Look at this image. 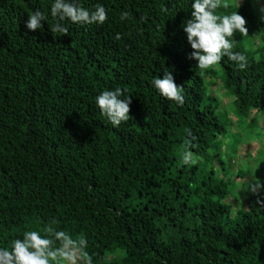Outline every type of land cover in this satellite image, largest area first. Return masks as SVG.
<instances>
[{
  "label": "trees",
  "instance_id": "obj_1",
  "mask_svg": "<svg viewBox=\"0 0 264 264\" xmlns=\"http://www.w3.org/2000/svg\"><path fill=\"white\" fill-rule=\"evenodd\" d=\"M192 2L80 0L103 5L107 21H65L69 35L54 38L53 0H0V247L55 220L86 236L94 264H264V207L233 214L224 165L228 137L264 119V20L253 0H227L219 12L247 21L249 35L230 39L248 67L225 56L202 71L182 27ZM37 10L43 28L30 31ZM165 72L183 88L182 107L152 85ZM210 72L236 122L220 113ZM116 88L131 97L118 127L95 102ZM188 130L195 165L181 163Z\"/></svg>",
  "mask_w": 264,
  "mask_h": 264
},
{
  "label": "clouds",
  "instance_id": "obj_2",
  "mask_svg": "<svg viewBox=\"0 0 264 264\" xmlns=\"http://www.w3.org/2000/svg\"><path fill=\"white\" fill-rule=\"evenodd\" d=\"M259 5L262 13L260 19L264 20V0H253ZM241 0H237L239 8ZM227 0H194L191 4V19L182 24L186 33L187 42L191 46L188 58L196 61V67L202 71L214 68L222 59L227 58L234 62L240 70L248 67V59L241 52H234L233 38L236 33L241 36L249 35L246 27V19L233 11L229 14L219 12L221 8H228ZM50 15L55 21L49 29L53 37L69 35V29L65 21L80 25H103L108 14L103 5L97 4L94 10H89L80 4V0H53L50 7ZM127 12H122L120 19L128 18ZM45 20V14L39 10L31 13L26 22V28L30 31L42 29L41 21ZM117 39H120L117 34ZM153 87L158 93L169 101L183 106L185 98L182 86H178L170 72H165L163 78L154 77ZM125 90L116 88L101 92L95 102L102 115L106 116L114 127L127 122L131 117V97L124 95ZM124 97L121 99V97ZM187 135L191 137L181 153V163L195 165L199 157L188 150L192 141L191 130ZM244 191H248L258 197L256 203L264 207V200L259 198L264 191V182L256 176L247 178L244 183ZM52 220L44 227L43 233L39 230H28L22 238L11 241L10 247H0V264H94L93 254L88 251L89 243L85 235H73L69 231L57 230Z\"/></svg>",
  "mask_w": 264,
  "mask_h": 264
},
{
  "label": "rangeland",
  "instance_id": "obj_3",
  "mask_svg": "<svg viewBox=\"0 0 264 264\" xmlns=\"http://www.w3.org/2000/svg\"><path fill=\"white\" fill-rule=\"evenodd\" d=\"M242 2V0H241ZM259 8V5L257 4ZM216 67V66H215ZM217 68V67H216ZM213 68L214 70H217ZM211 69V70H213ZM219 69V68H218ZM208 85L210 83V91L215 94L221 104L220 113L223 116H228L229 120L237 121L234 117V105L232 98L225 97L222 90H218L219 83L216 81L217 78L213 73H209ZM211 80V81H210ZM263 116L264 115H260ZM264 119H261L259 126L254 129H246L245 127H239L238 132L235 135L228 137V143L226 145V150L224 151V165L229 178H234L236 185L233 189V196L229 198L231 205H233V214L236 215L240 211L249 209L252 204H257L256 201L258 197L251 194L248 191H244V183L247 178L251 176H256L261 182H264ZM263 121V122H262ZM237 136V137H236ZM239 137V138H238ZM240 140V152L235 153L234 148L230 145V142H234V139ZM237 139V140H238ZM230 145V147H228ZM237 154V155H236ZM238 156V157H237ZM234 160V161H233ZM236 171L244 174L245 177L239 180L237 177L233 176V173ZM220 175H223V172H220ZM259 198L264 200V191L260 192ZM228 201V200H227ZM229 204V203H228ZM261 207V206H260ZM263 208V207H262Z\"/></svg>",
  "mask_w": 264,
  "mask_h": 264
}]
</instances>
